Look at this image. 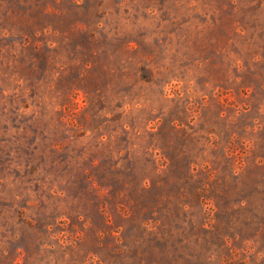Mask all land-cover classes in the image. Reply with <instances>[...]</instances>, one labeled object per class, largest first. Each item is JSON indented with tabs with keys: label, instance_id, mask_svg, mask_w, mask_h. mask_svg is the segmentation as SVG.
<instances>
[{
	"label": "rangeland",
	"instance_id": "1",
	"mask_svg": "<svg viewBox=\"0 0 264 264\" xmlns=\"http://www.w3.org/2000/svg\"><path fill=\"white\" fill-rule=\"evenodd\" d=\"M0 264H264V0H0Z\"/></svg>",
	"mask_w": 264,
	"mask_h": 264
}]
</instances>
